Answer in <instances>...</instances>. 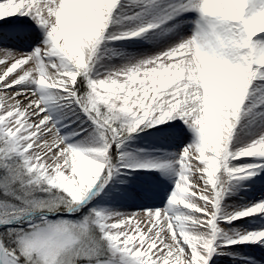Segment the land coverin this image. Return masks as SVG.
<instances>
[{
    "label": "snow or ice",
    "instance_id": "6c2138e0",
    "mask_svg": "<svg viewBox=\"0 0 264 264\" xmlns=\"http://www.w3.org/2000/svg\"><path fill=\"white\" fill-rule=\"evenodd\" d=\"M0 264H264V0H0Z\"/></svg>",
    "mask_w": 264,
    "mask_h": 264
}]
</instances>
